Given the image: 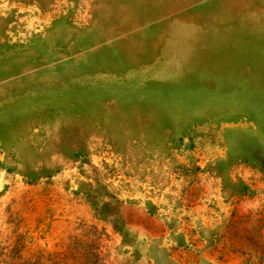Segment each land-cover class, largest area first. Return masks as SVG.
Wrapping results in <instances>:
<instances>
[{
    "label": "rangeland",
    "instance_id": "obj_1",
    "mask_svg": "<svg viewBox=\"0 0 264 264\" xmlns=\"http://www.w3.org/2000/svg\"><path fill=\"white\" fill-rule=\"evenodd\" d=\"M0 264H264V0H0Z\"/></svg>",
    "mask_w": 264,
    "mask_h": 264
}]
</instances>
